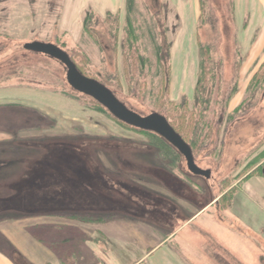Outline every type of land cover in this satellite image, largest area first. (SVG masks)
Returning a JSON list of instances; mask_svg holds the SVG:
<instances>
[{
    "label": "rangeland",
    "instance_id": "obj_1",
    "mask_svg": "<svg viewBox=\"0 0 264 264\" xmlns=\"http://www.w3.org/2000/svg\"><path fill=\"white\" fill-rule=\"evenodd\" d=\"M185 1L139 3L160 15L156 24L166 35L165 51L170 46L171 56L165 61L173 65L170 102L178 106L186 97L195 106L200 46L209 49L216 79L210 80L213 103L206 120L214 126L219 119L222 123L214 143L201 146L196 163L211 171L210 178L190 173L181 154L169 168L159 158V147L151 145L157 143L153 138L121 124L95 100L73 90L61 63L25 48L34 42L58 46L86 77L108 87L131 110L148 116L159 109L155 101L159 81H151L156 60L149 51L145 57L151 58L152 66L146 65L143 74L137 70L132 77L127 75L137 55L126 61L135 52L128 47L126 51L124 45L126 0H0V222L20 218L42 222L50 214L101 215L106 222L100 224L126 225L146 253L171 233H160L138 219L166 222L178 206L188 211L189 218H197L207 208L196 224L216 232L245 264H262L257 254L264 256L263 241L244 223H234L232 207L220 198L240 177L258 167L257 174L262 175L264 168L263 158H246L264 135V67H258L264 62V48L260 49L264 0H200V13L191 0ZM255 3L262 4L263 14L253 34L249 17L239 14ZM240 104L242 110L228 124L229 113ZM245 129L248 133L242 134ZM227 177L230 186L225 188ZM258 188L264 193V183ZM244 210V221L258 218L254 208L245 204ZM189 231L170 239L147 263L163 257L164 264H215L197 245L206 238ZM38 234L44 236L42 231ZM83 251L91 258L97 255L87 253L85 245Z\"/></svg>",
    "mask_w": 264,
    "mask_h": 264
},
{
    "label": "crops",
    "instance_id": "obj_2",
    "mask_svg": "<svg viewBox=\"0 0 264 264\" xmlns=\"http://www.w3.org/2000/svg\"><path fill=\"white\" fill-rule=\"evenodd\" d=\"M182 1L186 2L185 0ZM191 4L194 8L197 7L198 13H200V0H198L197 4L194 3V0H191ZM262 8L261 3H255L253 7L249 6L242 8V12L239 14L240 18L245 17V15L246 18L249 17L250 25H254L253 34L257 32L260 25L259 19L263 14ZM117 9L121 8L117 7ZM251 14L252 16L250 19ZM183 20L184 22H187L185 16L183 17ZM245 20L243 22H245ZM238 22L242 23V21ZM239 29L241 32V28ZM263 48L264 44L260 46V49ZM259 55L260 54L257 51L256 58ZM261 64L262 63H259L258 67L261 66ZM249 70L250 68L247 69V72ZM172 72L173 65L171 64V74ZM261 136L259 144L256 148H253L250 151L246 158L251 157L252 159L259 156L264 157V135L262 134ZM143 150L147 149L144 148ZM143 155L145 154L142 152L139 153L140 157H143ZM153 164H156V166L157 164L159 166L161 165L158 162H153ZM249 175L241 178L239 182L233 186L237 188V192L229 213L231 214L234 223H244L248 231L254 236L259 237L264 243V222L259 221V211L263 213L264 217V193L258 188V185L264 183V174H252L250 178L246 179ZM256 180L258 181L256 182ZM174 203H176L177 206L179 205L178 202ZM245 204L250 206L251 209L254 208L257 211L255 212L258 216L256 220L250 218V220L245 219L244 221ZM206 209L199 213L197 218L195 215L189 218L186 215L188 211H183V209L178 206L166 222L161 221L158 223L153 220L147 221L138 219V221L146 223L148 227L159 230L160 233H165V231L171 233L163 239L160 238L154 246L148 248L149 252L146 253L140 251V243L137 242L138 239L135 237V239H133V237H131L130 231L126 229V225H123L120 228L111 223L100 224L106 222V217H102L101 215H94L91 213L71 214L97 216L105 219L104 221L97 223H84L82 221L67 220L64 218L57 219V217L53 219L50 217L49 219H44L42 222L40 219L36 218V220H33L32 222H29V219H10L6 222H0V264H148L147 262L153 258V254L162 250L170 239L175 238V236L182 234L183 232H188V230H191L193 235L194 233L197 235H202V233L211 235L233 256L245 264L237 254H235L230 248L224 246L219 240V236L216 232L212 231V233L211 230H204L196 224L199 215L205 214L207 212L205 211ZM130 218L132 220L136 219L135 217ZM255 221L260 225L255 227L253 225ZM230 230L236 231V228H230ZM41 231L44 236L51 238V240L47 241L44 236L40 237L38 233ZM191 231L189 232L192 233ZM55 232H58L57 234L59 235L55 236ZM205 244L206 241L203 239L200 243H197L203 253V247ZM84 245L86 246L87 253L92 255L96 252L97 255H93L92 258L89 257V255H85L83 251ZM262 253L263 252H258L257 258L263 256ZM208 258L212 260L209 256ZM164 261L165 259L160 257L158 260L153 261L152 264H164ZM181 264L184 263L181 262Z\"/></svg>",
    "mask_w": 264,
    "mask_h": 264
},
{
    "label": "trees",
    "instance_id": "obj_3",
    "mask_svg": "<svg viewBox=\"0 0 264 264\" xmlns=\"http://www.w3.org/2000/svg\"><path fill=\"white\" fill-rule=\"evenodd\" d=\"M141 1V0H139ZM138 0H127V8L125 15V43L126 51H128L127 47L130 51H135L132 54H129V58L126 61L132 62L134 55H137V62L130 63L129 67L132 69L129 70L126 67L127 75L132 77L133 74L136 73L137 70L141 71V74L144 73L146 65H151V58L145 57L147 53L155 56L156 60V70L153 72L151 76V81H159L158 84V94H156L159 109L154 113H165L164 116L168 119L171 126L175 129V131L184 139V141L192 148L195 160L201 154L203 149V144L209 141L210 144H213L219 135V128L221 127L222 120H217L216 126H214V122H210L206 120V114L209 112L210 107L213 103L212 101V93L214 88V83L211 85L210 80L216 79V74L213 70V67H210L211 58L209 54V49L205 46H200V75L199 80L195 89V106H190L189 100L185 97L183 102L180 105H175L170 102V79H171V64L170 66L166 65L165 61L169 60L171 56L170 46L168 47V51H165L164 41L167 40L166 35L162 34V26L158 25L157 19L160 16L158 13H150L151 9L142 8ZM146 11L151 14L152 18H147ZM155 17V18H154ZM153 19L155 24L153 23ZM123 21V20H122ZM120 24L121 22L118 21ZM138 23V24H137ZM138 27H137V25ZM119 28V27H118ZM140 31V32H139ZM166 42V41H165ZM153 48V49H152ZM152 49V50H151ZM152 56V55H151ZM135 60V59H134ZM128 62H126L127 64ZM150 66V67H151ZM139 67V68H137ZM260 67H264V62ZM213 70V71H212ZM133 73V74H132ZM132 74V76H131ZM256 77V76H255ZM146 81V80H145ZM155 82V81H154ZM154 87V86H153ZM141 89V88H140ZM117 96V95H116ZM169 103L170 107L166 108V104ZM192 107V108H191ZM202 108V110H199ZM165 109V111H164ZM177 110H180L178 113ZM242 110V105L235 107V109L230 112L227 122L231 124L234 121L235 115L237 112ZM108 111V110H107ZM177 113H176V112ZM175 112V113H172ZM163 115V114H162ZM177 115V116H173ZM114 119H116L114 117ZM117 120V119H116ZM120 122L119 120H117ZM121 124L130 127L122 122ZM133 128V127H130ZM136 129V128H133ZM218 129V130H217ZM139 132H142L146 136L153 138L157 143H151L154 147H159V158L163 163L168 164L169 168H174L175 163H177L181 157L178 150H176L172 145H170L167 141H165L161 136L140 129H136ZM263 158V159H261ZM264 160V157L259 156V160ZM258 161H251L249 164L245 166L244 171L251 169L257 164ZM246 169V170H245ZM260 167H258L253 173H251L246 179L250 178L251 175H255L258 173ZM243 171V172H244ZM250 171V170H249ZM264 174V168L261 171ZM245 176L240 177L243 178ZM109 179V178H108ZM93 184V182H92ZM223 185L230 186V178L227 177L224 179ZM237 189L235 187H231L227 192L222 193L220 198V202H223L225 205L228 202V207H232L233 200ZM49 217H68L69 219L82 221L84 223H97L102 222L105 219L101 217L94 216H81V215H64V214H50ZM23 219V218H20ZM204 236L206 244L203 247L204 253L209 256L215 264H243L239 259L233 256L228 250H226L216 239H214L211 235L207 233H202ZM212 252H211V250ZM217 249V251H216ZM264 261V256L260 257V262L262 264Z\"/></svg>",
    "mask_w": 264,
    "mask_h": 264
},
{
    "label": "water",
    "instance_id": "obj_4",
    "mask_svg": "<svg viewBox=\"0 0 264 264\" xmlns=\"http://www.w3.org/2000/svg\"><path fill=\"white\" fill-rule=\"evenodd\" d=\"M25 48L61 63L67 71L69 86L76 92L95 100L120 122L161 136L185 158L190 173L205 178L211 177L210 170H204L197 165L192 148L175 131L164 115L152 113L148 116H143L131 110L108 87L95 79L86 77L80 72L70 55L56 45L34 42L27 44Z\"/></svg>",
    "mask_w": 264,
    "mask_h": 264
},
{
    "label": "bare ground",
    "instance_id": "obj_5",
    "mask_svg": "<svg viewBox=\"0 0 264 264\" xmlns=\"http://www.w3.org/2000/svg\"><path fill=\"white\" fill-rule=\"evenodd\" d=\"M247 133H248V129H245L242 134H247Z\"/></svg>",
    "mask_w": 264,
    "mask_h": 264
}]
</instances>
